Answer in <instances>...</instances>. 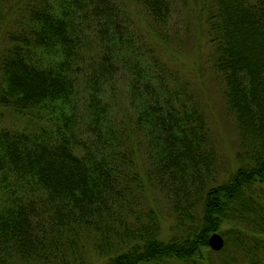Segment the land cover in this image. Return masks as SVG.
<instances>
[{
  "label": "trees",
  "instance_id": "16d2710c",
  "mask_svg": "<svg viewBox=\"0 0 264 264\" xmlns=\"http://www.w3.org/2000/svg\"><path fill=\"white\" fill-rule=\"evenodd\" d=\"M175 1L8 6L0 264H197L216 230L223 264H264V0L199 1L239 145L221 178L197 100L153 42ZM128 2L146 13V43Z\"/></svg>",
  "mask_w": 264,
  "mask_h": 264
},
{
  "label": "rangeland",
  "instance_id": "374dc122",
  "mask_svg": "<svg viewBox=\"0 0 264 264\" xmlns=\"http://www.w3.org/2000/svg\"><path fill=\"white\" fill-rule=\"evenodd\" d=\"M14 1L0 0V50L7 44L3 34L12 24V22H7V19L9 17L12 20L13 13L10 14L7 11L8 6ZM199 1L176 0L163 35L158 33L153 42L162 60L187 82L196 98L205 118L206 129L210 136V144L214 149L216 166L221 172L219 175L221 178L240 163L239 145L233 115L225 106L218 73L211 66L212 47L205 34L204 17L199 8ZM126 9L133 26L146 43L147 18L143 7L139 3L128 2ZM115 104L114 108L119 111L118 113H121L120 105ZM2 120L7 124L21 123L20 119H16L8 111H3ZM161 205H163V201H161ZM163 208H167V204L164 203ZM162 211L164 212V210ZM160 220L161 233L165 234L170 217L166 214ZM216 232L218 231L216 230ZM223 244L224 238L220 248ZM208 249L201 252V261L198 260L197 264H223L220 257L221 254L227 255V244H224L221 252L212 248L208 251ZM160 264H184V262L171 259L160 262Z\"/></svg>",
  "mask_w": 264,
  "mask_h": 264
},
{
  "label": "water",
  "instance_id": "95a60500",
  "mask_svg": "<svg viewBox=\"0 0 264 264\" xmlns=\"http://www.w3.org/2000/svg\"><path fill=\"white\" fill-rule=\"evenodd\" d=\"M223 238L220 233L212 231L207 237V245L212 249H219L222 245Z\"/></svg>",
  "mask_w": 264,
  "mask_h": 264
}]
</instances>
